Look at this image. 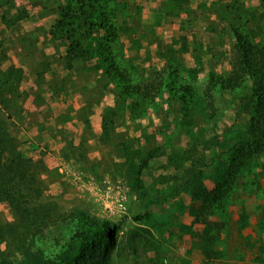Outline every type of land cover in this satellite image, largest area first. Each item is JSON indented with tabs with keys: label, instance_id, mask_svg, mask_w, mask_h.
<instances>
[{
	"label": "rangeland",
	"instance_id": "374dc122",
	"mask_svg": "<svg viewBox=\"0 0 264 264\" xmlns=\"http://www.w3.org/2000/svg\"><path fill=\"white\" fill-rule=\"evenodd\" d=\"M125 1L107 2L110 15H126L119 23L112 17L117 27L127 25L128 16L153 14L154 1L165 2L173 15L170 6L179 12L198 2ZM199 1L204 8L192 10L195 15L201 13L198 30L203 35L207 32L206 42L209 36L221 40L215 45L219 49L212 47V55L224 54L223 60L217 57L218 62L199 72L178 67L172 75L168 73L167 82L174 80L175 85L144 105L147 112L141 117L132 118L129 101H121L117 104L121 115L114 117V128L105 140L103 128L96 133L86 125L91 105L78 107L76 89L64 88L68 90L55 94L57 100L48 105L25 91L29 86L21 84L24 70L8 61L7 51H16L24 39L32 37H0V123L17 137L20 152L33 162L29 172L37 177L19 193V208L0 201V259L18 258L24 243L54 223L62 225L55 233L60 241L44 237L37 238V244L47 256L57 258L71 242L75 226L69 222L77 220L80 212L119 226L116 239L103 245L101 258L94 264H264V150L238 155L240 142L250 139L249 123L256 105L253 82L249 79L235 90L215 88L210 94L207 90L211 73L221 76L232 69L233 29L264 45V0ZM18 10L21 15L27 12L23 6ZM58 18L49 21V30ZM12 25L18 27L19 22L13 20ZM142 26L145 31L151 24L144 19ZM174 28L173 39L179 34V28ZM113 50L117 62L124 63L118 40ZM94 59L99 63L98 57L90 61ZM188 61L193 63L191 58ZM170 62L158 69L150 67L145 76L132 77L135 82L147 81ZM184 83L194 87L193 96H174ZM153 108L162 111L161 120L149 114ZM193 147L194 152H187ZM192 155H204L207 160L202 167L207 192L185 184ZM8 156L5 152L4 162Z\"/></svg>",
	"mask_w": 264,
	"mask_h": 264
},
{
	"label": "trees",
	"instance_id": "16d2710c",
	"mask_svg": "<svg viewBox=\"0 0 264 264\" xmlns=\"http://www.w3.org/2000/svg\"><path fill=\"white\" fill-rule=\"evenodd\" d=\"M107 2L108 0H67V4L59 6V18L51 30L54 39L69 43L65 56L69 64L98 57L104 75L111 83L116 84L119 99L114 106L107 107V113L103 115V140L114 128V117L121 115L117 104L129 101L130 116H143L147 112L144 105L154 102L169 85H175L174 80L167 82V74L172 75L174 70L178 69L176 64L170 62L155 71L151 79L135 82L132 73L116 60L113 45L119 38V29L112 19L113 16L106 10ZM233 33L235 43L232 69L228 74L221 76L211 73L207 90L209 94L211 89L215 88L235 90L244 86L249 79L252 80L256 105L249 123L250 139L240 142L243 146L239 148L238 155L243 156L264 150V45L256 44L237 29H233ZM194 92L192 85L184 83L174 91V96L192 97ZM195 150L193 147L187 152ZM5 152L9 155L6 162ZM188 160L192 163L185 170V184L197 192H207L203 185L202 168L207 165L205 156L195 158L192 155ZM32 166V160L25 158L20 152L17 137L0 123V201H9L12 206L20 207L19 193L29 183L37 181L36 174L31 175L29 172ZM77 215V220L69 222L75 226L71 242L57 258L47 256L37 244V238L44 237H53L60 241L55 233L62 225L54 223L47 225L46 229L40 230L35 237L24 243L18 258H1L0 264L97 263L104 250L103 245H110L116 239L119 226L114 222L91 219L80 212Z\"/></svg>",
	"mask_w": 264,
	"mask_h": 264
},
{
	"label": "crops",
	"instance_id": "0c3cea01",
	"mask_svg": "<svg viewBox=\"0 0 264 264\" xmlns=\"http://www.w3.org/2000/svg\"><path fill=\"white\" fill-rule=\"evenodd\" d=\"M65 4L66 0H15L14 2L0 0V37L9 38L15 34L33 38L28 41L24 39L25 42H22L16 51H7L8 61L23 68L24 79L21 84L29 86L25 91L31 95L30 97L33 96V100L39 96L38 98L48 105L51 100H57L55 94H63L62 90L63 92L68 90L64 88H74L78 91L77 97L81 102L78 107H82L86 102L91 105L92 111L86 125H91L96 133H100L104 111L106 107L115 104L119 91L104 75V69L97 59L73 66L65 59L68 50L65 41L52 39L49 21H56L59 15L57 9ZM153 5L150 8L153 14L139 13L135 18L127 15L129 18L127 25H118L120 48L118 54L125 59L124 63L120 64L133 75L145 76L150 67L158 69L161 63L164 64L168 60L185 72L189 70L199 72L207 64L213 65L218 62L217 57L223 60L224 54L212 55V47L214 51L219 49L215 45L221 43V40H213L209 36L206 42L204 39L207 38V32L203 35L201 30H198L201 28L199 21L201 13L195 15L192 10L204 8V4L199 0L196 5H185L179 12L170 6V10L174 11L175 15L167 12L168 6L165 2L154 1ZM21 6L27 9L24 15L18 10ZM121 16L126 15L116 14L113 18L119 23ZM214 16L217 18V15ZM169 17L171 21L168 22ZM144 19L151 24L149 30L144 31L142 26ZM13 20L19 22L18 27L12 25ZM190 21L191 26L188 24ZM218 26L215 27L216 30ZM174 27L179 28L177 30L179 34L173 39ZM193 28L197 31H192ZM149 37L152 38L151 41ZM190 58L193 60L191 65L188 64ZM93 92H97L99 96L97 98L91 96ZM152 113L160 120L163 117L162 111L158 108L150 110L149 114ZM79 121L81 123V120Z\"/></svg>",
	"mask_w": 264,
	"mask_h": 264
}]
</instances>
